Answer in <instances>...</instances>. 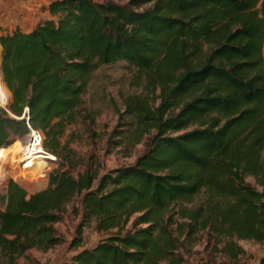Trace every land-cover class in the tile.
<instances>
[{"label": "trees", "instance_id": "16d2710c", "mask_svg": "<svg viewBox=\"0 0 264 264\" xmlns=\"http://www.w3.org/2000/svg\"><path fill=\"white\" fill-rule=\"evenodd\" d=\"M43 11L31 29L0 34L9 93L0 150L26 133L27 120L54 163L41 190L5 181L4 264L59 245L54 226L67 210L78 218L72 248L89 223L106 236L62 264H156L171 253L176 206L184 221L175 228L188 234L264 245V0H51ZM117 62L140 92L122 99L105 147L143 150L100 174L62 137L94 72ZM197 195L200 205L178 206Z\"/></svg>", "mask_w": 264, "mask_h": 264}, {"label": "rangeland", "instance_id": "374dc122", "mask_svg": "<svg viewBox=\"0 0 264 264\" xmlns=\"http://www.w3.org/2000/svg\"><path fill=\"white\" fill-rule=\"evenodd\" d=\"M48 1L51 0H41L42 5L37 8L39 14L36 18L47 17L43 9L47 6ZM92 1L123 4L127 0ZM8 2L9 0H0V22L2 23L16 21L11 20L6 13L9 9ZM24 20L26 25L32 20V16L28 14ZM3 29H0V34L3 33ZM133 79L132 69L124 62L100 67L94 72L85 93L81 96L76 121L65 128L62 141L66 140L69 147L78 156L95 162L100 174L132 164L143 150L142 144H137L128 153H124L119 148L108 149L105 147L106 138L116 124V111L122 112V99L126 95L140 92V89L135 87ZM6 93L7 95L3 83H0V108L3 109L9 102L7 90ZM6 98V103L2 104ZM11 142L10 146L0 150V194L8 179L17 182L28 193L44 188L46 174L54 168V163L37 156L32 161L29 171L22 170L19 159L21 158V149L25 144V134L14 137ZM245 182L255 190H260L250 177H246ZM202 200L203 196L197 195L189 201L181 202L178 206L189 209L200 205ZM177 208V206L173 207V210L168 214L171 218L170 221L176 224L184 221L178 217ZM174 223L168 227L174 239L171 253L156 264H257L264 257L263 244L250 240L235 238L228 240L220 236L215 237L206 230H197L188 234L186 228H175ZM77 224L78 218L69 215L67 210L61 221L54 226L61 236L62 242L46 252L29 250L23 256L18 257L15 264L68 263L77 251L92 247L106 236V234L94 231L93 224L89 223L81 230L79 246L72 248L71 243ZM216 238L219 240L218 242ZM228 243L233 247L231 251L225 249V245ZM0 264H4L1 257Z\"/></svg>", "mask_w": 264, "mask_h": 264}, {"label": "crops", "instance_id": "0c3cea01", "mask_svg": "<svg viewBox=\"0 0 264 264\" xmlns=\"http://www.w3.org/2000/svg\"><path fill=\"white\" fill-rule=\"evenodd\" d=\"M7 4L9 6V9L6 12L7 15L11 20H16L13 23L0 22V29L4 28L3 30L8 32L14 28H19L21 30L31 29L36 22V16L39 14L37 8L42 5L41 0H9ZM28 14L32 16V20L25 25L24 18H26Z\"/></svg>", "mask_w": 264, "mask_h": 264}, {"label": "built area", "instance_id": "2783aa9c", "mask_svg": "<svg viewBox=\"0 0 264 264\" xmlns=\"http://www.w3.org/2000/svg\"><path fill=\"white\" fill-rule=\"evenodd\" d=\"M25 128V144L21 149L19 163L22 170L29 171L32 166L31 163L35 157L41 156L45 160H53V157L49 156L42 150V135L38 130L32 128L27 120H25Z\"/></svg>", "mask_w": 264, "mask_h": 264}, {"label": "bare ground", "instance_id": "6f19581e", "mask_svg": "<svg viewBox=\"0 0 264 264\" xmlns=\"http://www.w3.org/2000/svg\"><path fill=\"white\" fill-rule=\"evenodd\" d=\"M0 83H2L1 81H0ZM1 95V94H0ZM0 101H1V96H0ZM5 101V102H4ZM3 102H2V104H4V103H6V101H7V98L4 100ZM36 158V157H35ZM34 160V159H33Z\"/></svg>", "mask_w": 264, "mask_h": 264}, {"label": "water", "instance_id": "95a60500", "mask_svg": "<svg viewBox=\"0 0 264 264\" xmlns=\"http://www.w3.org/2000/svg\"><path fill=\"white\" fill-rule=\"evenodd\" d=\"M1 82H2V80H1Z\"/></svg>", "mask_w": 264, "mask_h": 264}]
</instances>
